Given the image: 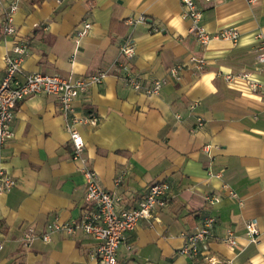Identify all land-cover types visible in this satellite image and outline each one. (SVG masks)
<instances>
[{"label": "crops", "instance_id": "obj_1", "mask_svg": "<svg viewBox=\"0 0 264 264\" xmlns=\"http://www.w3.org/2000/svg\"><path fill=\"white\" fill-rule=\"evenodd\" d=\"M11 1L0 0V80L4 58L20 39L28 41L23 73L72 79L103 73L100 85L72 103L80 120L72 128L84 143L86 165L101 189L120 197L117 212L134 207L150 186L169 184L165 207L126 235L116 264H192L179 250L206 215L216 219L210 246L221 260L264 264V96L248 85L264 84L255 59L264 45V0H197L206 32L239 33L235 43L213 39L207 46L189 33L179 0H15L17 35L9 38L2 23ZM137 16L145 22L126 23ZM83 20L92 27L77 43L74 33ZM128 36L135 45L128 62L140 76V90L125 86L118 66L125 62L119 48ZM192 59L204 61L201 70ZM244 73L248 80H225ZM155 81L161 82L158 93L146 94ZM92 116L96 126L82 122ZM198 118L202 127L196 129ZM71 125L54 96L17 104L13 137L1 150L15 186L0 195V264H102L95 256L98 242L80 233L22 244L28 229L40 233L89 210L81 163L73 160ZM251 219L263 234L256 243L245 235ZM227 229L236 236L234 250L222 242Z\"/></svg>", "mask_w": 264, "mask_h": 264}, {"label": "built area", "instance_id": "obj_2", "mask_svg": "<svg viewBox=\"0 0 264 264\" xmlns=\"http://www.w3.org/2000/svg\"><path fill=\"white\" fill-rule=\"evenodd\" d=\"M197 0H179L181 5V18L189 20L191 27L189 33L201 46L213 39L228 40L232 43L237 42L239 33L234 28L221 29L213 34L199 24L201 10L197 7ZM204 4H209L214 0H198ZM248 4H254L256 0H244ZM17 10L15 0L11 1L4 10L2 23V33L4 36L14 38L17 35V28L14 24V14ZM145 22V17L137 16L127 18L126 23L134 26ZM92 25L89 21L83 20L75 30V39L78 43L81 38L86 36ZM28 49V41L20 39L14 43L11 55L4 58L3 77L0 80V195L8 193L15 186V181L5 173L2 164L1 150L5 143L13 137L11 124L14 118L17 104L24 99L32 96L44 94L56 97L60 112L70 118L72 123L68 128L70 140L73 146V160L81 163L80 170L85 177V196L84 200L89 210L85 211L78 221L69 223L53 222L47 224L40 233L32 229L24 232L22 237L23 246H29L35 239L44 243L50 241L52 234L64 233L68 236L83 234L91 237L98 242L95 256L102 264H116L117 250L125 240L126 235L133 231L138 222H147L156 218V210L162 209L166 205L167 194L170 190L166 182H158L150 186L147 192L141 197L132 208L116 211V205L121 201L120 197L100 188L97 174L88 168L85 159L82 157L84 143L79 133L72 127L79 122L73 114V101L84 93L91 85H100L104 74L98 73L84 78L72 79L59 75H47L39 72L23 73L22 64ZM120 56L125 60L120 63L119 69L122 72V80L130 89L140 90V76L132 72L129 60L135 54V45L131 36H128L119 48ZM256 62L259 70L264 73V45L257 49ZM196 63V68L201 70L204 61L192 59ZM180 67L171 69L170 74L177 77ZM234 77L244 80L249 79V74H237L236 76H225V80L231 81ZM22 80H21V79ZM249 89L259 92L264 96V84H257L253 81L248 82ZM161 88V82L155 81L152 86L145 90L146 94H157ZM194 105L191 107L193 108ZM90 126H96L98 120L95 116L82 120ZM202 127V120L197 119L196 129ZM118 182V180H117ZM229 197L237 199L238 204L242 205L237 195L229 190ZM209 202H218L217 197L209 198ZM216 219L211 215L202 217L199 226L192 232L184 235V242L179 250V254L186 257L192 264H230L224 262L211 249L210 238ZM245 235L249 242L256 243L263 235L258 229L255 219L245 223ZM222 242L230 249L237 247L236 236L232 230H225ZM2 245L0 244V249Z\"/></svg>", "mask_w": 264, "mask_h": 264}]
</instances>
